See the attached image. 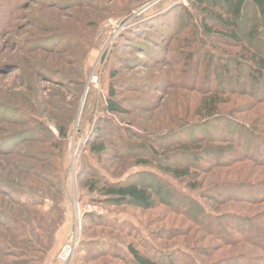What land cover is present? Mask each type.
I'll use <instances>...</instances> for the list:
<instances>
[{
	"label": "rangeland",
	"instance_id": "rangeland-1",
	"mask_svg": "<svg viewBox=\"0 0 264 264\" xmlns=\"http://www.w3.org/2000/svg\"><path fill=\"white\" fill-rule=\"evenodd\" d=\"M186 8L200 22L189 0H0V264H56L72 235L71 264H133L127 244L172 264H264V95L237 67L244 48L263 53L264 22L248 10L240 43L207 35L186 62ZM111 86L122 113L104 109ZM100 173L149 187L154 206L99 203L84 185Z\"/></svg>",
	"mask_w": 264,
	"mask_h": 264
},
{
	"label": "trees",
	"instance_id": "trees-1",
	"mask_svg": "<svg viewBox=\"0 0 264 264\" xmlns=\"http://www.w3.org/2000/svg\"><path fill=\"white\" fill-rule=\"evenodd\" d=\"M189 3L192 8L195 5L196 9L200 12V22L194 21L192 19L194 14L192 13L191 8L185 9L184 13L192 20V23L189 25L191 27V32L185 35H178L177 38L182 44L181 48L186 49V62H189L191 59H196L197 62L199 59L200 62V58L197 57L196 52L194 53V49L199 43L203 44L204 38L207 35L213 34L216 37H220V39L229 38L234 42L240 43L241 38L236 33L237 25L235 21L236 19L244 17L248 10H252V12L255 11V16L261 22H264V0H189ZM210 20H213V22L220 25L225 31L223 33L212 32L211 29L213 26L211 25ZM199 49L200 51H206V49L203 47ZM238 56L239 60L237 62V67H247L250 70L248 73V78H252V80L256 82L257 86L262 87V89H260V96H263L264 51L263 53H259L249 48H244L240 51ZM187 64V66L190 65V63ZM116 95L117 93L114 87L111 86L108 99L104 106V109H106L109 113L124 112L121 106H119L114 100ZM221 100L222 99L220 96L213 95L208 102L203 104V109L208 116L212 117L217 114L216 111L218 110V105ZM95 132H97V136L96 133L94 135L93 131L91 137L89 138L88 145L90 151L100 157L106 153L107 148L105 141H103L100 137V130L97 129ZM66 134L67 133L63 131V135L65 136ZM187 146L188 145L181 146L183 148L180 150L183 153L193 150ZM254 154L258 156L256 153ZM167 157L169 156L167 155ZM136 163L138 166H145L149 162L147 159H140ZM163 172L165 175H169L177 180L189 179L192 177L190 173V167L187 166H164ZM112 173H114L113 170ZM84 186L88 188L90 194H98L99 197L97 198V201L107 206H120L127 204L128 202H134L145 207H153L156 202L155 193H152L149 187L139 185L135 182L132 183L130 179L113 182L108 177H106L105 173H100V177H98L96 180L90 179V181H87ZM195 188H197V185L192 184L191 189ZM159 194L162 195V191L158 193V196H160ZM100 197H102V199H100ZM189 200L191 202V200L193 201L194 199L191 197ZM27 201L35 204V201ZM186 203L187 202H185L184 205H186ZM104 224H107V222ZM126 246V250H124L123 247L119 248L120 254H125L126 257L129 255L133 264H172V259L169 256L157 252L155 248H152L153 250L151 249L150 254H144L143 252L138 251V249H136L132 244H127Z\"/></svg>",
	"mask_w": 264,
	"mask_h": 264
},
{
	"label": "built area",
	"instance_id": "built-area-1",
	"mask_svg": "<svg viewBox=\"0 0 264 264\" xmlns=\"http://www.w3.org/2000/svg\"><path fill=\"white\" fill-rule=\"evenodd\" d=\"M72 237L73 235L70 236V239L58 249L55 259V261L57 260L56 264H71L69 257L72 249L74 248Z\"/></svg>",
	"mask_w": 264,
	"mask_h": 264
}]
</instances>
